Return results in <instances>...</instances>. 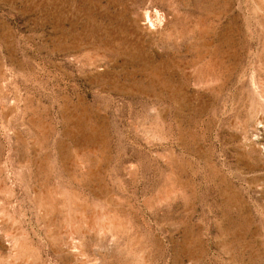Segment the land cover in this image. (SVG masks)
Listing matches in <instances>:
<instances>
[{
    "label": "rangeland",
    "instance_id": "obj_1",
    "mask_svg": "<svg viewBox=\"0 0 264 264\" xmlns=\"http://www.w3.org/2000/svg\"><path fill=\"white\" fill-rule=\"evenodd\" d=\"M0 264H264V0H0Z\"/></svg>",
    "mask_w": 264,
    "mask_h": 264
},
{
    "label": "bare ground",
    "instance_id": "obj_2",
    "mask_svg": "<svg viewBox=\"0 0 264 264\" xmlns=\"http://www.w3.org/2000/svg\"><path fill=\"white\" fill-rule=\"evenodd\" d=\"M150 15H151L150 13H147V18L149 19V21H151V16Z\"/></svg>",
    "mask_w": 264,
    "mask_h": 264
}]
</instances>
